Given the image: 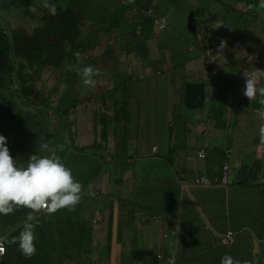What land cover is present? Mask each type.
<instances>
[{
    "label": "crops",
    "instance_id": "1",
    "mask_svg": "<svg viewBox=\"0 0 264 264\" xmlns=\"http://www.w3.org/2000/svg\"><path fill=\"white\" fill-rule=\"evenodd\" d=\"M254 1L258 0H222L219 4L216 3L217 0H169V13L166 12L163 18L165 28L180 27L184 29V37L195 36L201 43L199 53L187 58L189 61L181 66V68L185 67V74L190 78L183 84L182 90L180 87L179 97L182 110H190L186 107L185 102L188 82L208 81L206 88L208 108L203 109H208L206 116L197 117L194 123L188 122L185 126V137H190L194 142L198 139L201 143L195 152L192 150L188 152L186 147L189 145L183 148L182 142L179 143L180 145H176L171 138H167L163 141L162 152L160 143H153L152 148L143 144L139 147L137 143L136 147L131 148L133 153L130 151L129 158L127 154L124 155L128 159V163L134 164L131 166V170H133L138 186H158L160 198L157 205L152 199L149 201L151 203L139 204L140 197L150 198L147 195H142L143 192L142 194L136 192V196L130 192L131 197H128V195H123V188L120 193L116 191L115 195L112 194L115 191L107 194L99 190L97 185H100L106 176L109 177L108 181L111 182V185L112 183L121 185L124 180L121 177H111L108 171L105 172L106 175L102 173L104 179L95 181V189L91 192L92 196L85 199L87 204L82 203L81 218L88 222L91 221L90 217L95 213L96 216L98 215V210L103 202L110 206L113 205L114 209L117 208L118 205L114 199L110 201L108 196L119 200L118 209L114 210L115 212L112 211L110 218L101 216L94 225H91L90 231L94 235L92 240L100 247L96 251H98L97 254L100 255L101 260V253L107 249V239L101 241L102 233L96 227L99 228L107 224L109 228V223L112 225V222L115 224V220L118 222L117 231L113 230V239L108 253L104 252L108 259L103 261V264H134L135 262L157 264L154 257L158 253L173 256L172 264H220L221 257L226 254L242 263L264 264V142L260 141L258 134L260 124L258 112L261 107L257 106L262 97L258 95L250 102L243 95L245 79L244 74H241L246 70H264V0L260 4H255ZM246 13L250 15V18L245 17ZM70 18L72 19V17ZM184 25L188 27V30L184 28ZM191 30L193 33L190 32ZM232 38L239 40L238 50L244 51V55L236 56L237 51L232 49L231 43L218 52L220 41L228 42ZM207 46H217L213 58H209L207 55L201 57V49ZM147 47L150 52L148 43ZM163 47L165 51L169 52L167 45H163ZM190 51H195V48L191 46ZM253 51L254 53H252ZM162 52L164 51L160 50V54L167 56L170 60L169 54ZM178 52L181 51H174L175 54ZM199 59H203L205 65L207 63L211 65L209 80L206 78L207 72L205 73L203 70L204 65L202 66ZM190 63V71L187 73L186 66ZM148 66L151 70L156 68L154 64ZM167 68L175 70L176 67L171 61H168ZM156 69V73L161 71L159 68ZM223 78L229 80L230 84L225 85ZM230 85L236 93L232 92L230 96H226V99L232 100V103L239 104V106H234L229 113L225 112L226 116L224 117H209L207 113H213L211 108H217L215 102ZM258 85L264 86V76L259 78ZM221 103L220 100L218 106ZM240 104L247 105L249 109L243 108L245 105ZM103 112V110H97L96 116L91 114L92 121L89 124H87V120L80 121L81 117H79L78 124L82 123V125H79L78 129L88 130L87 134L91 133L90 137L87 136L92 139L89 144L94 142L93 138L96 140L101 136L100 132L104 121L108 126H111V133H119V131H114L112 125L114 123L110 117L101 119ZM231 113H234L233 117H228ZM98 114L100 120L95 119L94 121V117H99ZM115 116L118 115H111V117ZM123 117L126 115L124 114ZM172 120L167 117L164 123L159 125L160 128L175 127L176 123L172 124ZM59 123L60 121L55 118L49 121L50 127L69 128L61 126ZM124 126V130L128 129L123 133L126 134L130 143H133L135 127L132 129L130 123ZM154 126H151V129ZM65 129L61 131L69 134L70 130ZM26 130L23 131L26 132ZM2 133H4L3 130ZM17 133H20V130ZM54 133L49 127L43 131V134L47 136ZM165 136H167L166 133ZM9 137L12 142L16 140L14 135H9ZM28 137L30 136L26 138ZM22 138H24V134L14 143L15 148L17 144H21ZM206 139L211 141V146L208 149L207 157L201 159L198 156V149ZM49 144L47 143V145ZM7 147L13 158L17 160L13 143H7ZM100 148L103 149V146ZM229 149L232 150L230 158L224 156V153L226 154ZM112 154L111 157H118L116 152ZM106 159L114 162L115 158L107 157ZM117 160L120 163L119 158ZM226 161H229L231 165L230 177L232 180L235 179L229 184L219 181L223 164ZM140 170H143V178ZM146 170H152L153 174L146 173ZM256 170L258 173L254 176ZM117 171V176H120V170ZM201 174H205L211 182H199L198 177ZM236 178H238L237 181ZM131 185L133 188V184ZM135 198L139 203L134 204ZM117 213L118 219L115 217ZM153 215L154 217H152ZM157 217L160 218V221L157 220ZM165 217H172V219L167 220ZM121 222L126 227L125 230H118ZM177 225H179V230H177ZM61 227L60 235L63 238L58 241L56 249L69 251L70 249H67L66 245L71 243V239L75 244L80 245L83 231L80 233L79 230H74L73 233L76 237L73 238L69 228L66 229L64 224ZM174 228L176 233L179 232L178 236L172 235L169 238L164 236V233L170 232ZM229 230L234 231V234L229 243L224 244L222 239ZM175 232L173 231V233ZM153 236L158 238L157 243L152 241L151 237ZM165 239H172V241L166 242ZM146 249H151L149 250L150 255L141 252ZM71 261V259H66L63 264Z\"/></svg>",
    "mask_w": 264,
    "mask_h": 264
},
{
    "label": "trees",
    "instance_id": "2",
    "mask_svg": "<svg viewBox=\"0 0 264 264\" xmlns=\"http://www.w3.org/2000/svg\"><path fill=\"white\" fill-rule=\"evenodd\" d=\"M167 1L169 2V0H118L116 9L114 10V13L112 15L109 10V0H51V3H54L57 6V11H59V9L62 10L58 17L52 19L50 17L46 18L44 14L39 15V17L36 18L38 20H35L33 24H26L25 22H20L19 24H17L13 21H10L8 27H10V25L13 27L12 37L14 44H12L9 38V32H6L4 29H0V51L4 52L3 54L6 55H10V52L12 51L13 56H16L18 63V68L16 67L15 69V61L13 62L12 60H10V65L5 70V74H2V76L7 77L8 82L13 81L12 84L17 83L19 86L16 84V88H19L18 90L25 95L24 98H26L28 102H31V104L36 103L37 106L41 105L47 110V113L53 115H51V117H55L54 115H62L63 117H57L55 119H58L60 121L59 124L61 126L64 125L69 127L66 129L63 128L65 130H70L69 134H66L65 132L63 133V131H61L63 130L62 128H56V133H54L53 135H46V141H48L47 143H53L56 148L57 146H59L62 149L63 153H66L68 149V151L70 152L69 158L74 157L75 159H78L81 158L84 153L88 154V151L94 153V149L95 152L99 154L100 151H98L95 147L98 146L97 141L100 140L99 148L103 146V154L106 153L107 157L111 159L116 158L114 160H117L119 157H111V154L116 152L121 156L122 161L128 160L124 155L127 154V157L129 158L130 151L133 153L131 149L133 148V146L130 144L127 136L126 138H124V136L122 135L124 134L123 131H119V123H114L113 125V129H115L114 131H119V133H111V126H108L107 122L104 121V125L100 132L101 136L99 135L100 137H97L96 140H94L93 138L94 142L91 141L93 142L92 144H89L85 141L80 142L81 148L72 146L74 150L72 149L71 151L70 146L75 145L74 142H76V140H79V137H83L90 142V140H92L89 138L91 136V133L87 134L88 130L86 131L84 129H78L79 117H69L68 111L65 110L64 112H60L59 108L45 104V102L50 101L52 91H50L49 89L46 91H42L41 88L37 89V86L45 81V71L47 69L53 68L59 74H63V72H65L61 67V63L63 59L67 57L66 55H68L69 52L74 53L76 51H79L82 55L85 51L86 53L98 51L100 53V56L97 60H95L91 55L87 56V59H83L85 63L87 61V66L93 67V65H96L98 67L100 73L98 76L94 77V79H101V77H110L111 75H115L117 77V80L122 82L120 83L119 87L123 88V86H131L132 83L130 82V80L134 78L133 84L137 85L134 90L135 96L130 98L126 96L124 99V105L126 102L129 104L134 103V101H136L135 98L137 97V95L139 96V94L143 92L141 89V81L144 79V70H148L149 72H154V70H151L150 66L146 67L147 69L143 67V69H141L143 71H140L139 74H130L126 78H123L122 74L118 73L119 69L118 66L114 63V60L120 50V52L122 53L125 51V53L128 55L132 54L136 58H139L141 56L142 59L145 60L143 66L146 65V62H148V59L150 57L149 48L146 46V40L151 38L152 32L157 25L156 22L158 20V12L161 4ZM261 2L262 0L254 1L255 4H260ZM2 4L3 3H0V6H2ZM57 4L60 5L58 6ZM98 8H101V10H97ZM166 10H168V7H166ZM127 12L129 13L128 15ZM148 12H150L149 15ZM57 14H59V12H57ZM70 17H72V19ZM44 20H49L50 23L45 22ZM49 24L51 25L49 26ZM140 25H143L144 28L143 37L145 39V43L144 39L142 40L141 37L135 34ZM167 28L168 27H166L165 30ZM110 29L118 31L112 34L110 32ZM102 45H104L105 47V50L103 52H101L100 50V46ZM119 45L120 48L116 50L115 47ZM216 47L217 46L212 47L213 52L211 56H208L209 58H213L215 56V52L217 51ZM252 53H254V51ZM202 56H205V53L201 52V57ZM256 57H258V55H256ZM74 59L76 58L73 55V57H70V59L68 60L67 64H74L77 61H74ZM98 61H103V63L106 64L100 66L98 65ZM210 66L211 65L207 63V65H204L203 67V70L205 71V73L207 72L206 74H208L207 76L209 78L211 77ZM26 73L28 74V77H25ZM69 73L71 74V71H69ZM207 82L208 81L188 82L185 96L187 108H189L190 110L204 109V107L208 108V105L206 104ZM1 84H3L2 80L0 81V85ZM91 88L92 87H89V89ZM106 90H101L100 92L97 91L98 93L94 94L93 96L92 94L88 96L89 104L83 102V100H77V98H75L76 102H73V105L77 106V104L79 103L78 101H80V104H82L85 108L86 114H93V111L94 114H96L95 112L97 110H102L98 109L97 107L101 106L102 104V102L98 100L97 95L99 93L105 92ZM125 94L127 95L129 93L126 92ZM14 97H16V94L10 93V96H8L5 100L12 101V98ZM220 97L224 99V102L217 106V108H211L213 110L211 117H224L225 110L228 109V105L232 103V100L228 101L226 99V96L220 95ZM1 98L2 94L0 92V100ZM110 98L111 97L109 93L107 102H109ZM91 101L94 102V105L92 106L90 105ZM232 104L233 107L239 106V104ZM259 105L260 106H258L257 104L258 107H262L261 104ZM51 107L53 109H51ZM123 107L120 110H123ZM107 111L109 110L107 109V106H105L104 112ZM47 113H43V116L41 117H45ZM129 113L130 112L126 109L123 110L122 113L123 115H126L127 118L125 119V121L127 123L130 122V118L128 117ZM16 119L20 121L21 117ZM7 122L9 124H11V122L13 124H20L18 121H15V119H7ZM124 128L125 127H123V130ZM127 129L128 128H126V130ZM23 130H20L21 134L25 133V131ZM126 130H124V132H126ZM1 132L2 130L0 129V134ZM73 136L76 137V139L73 138ZM36 137L45 139L42 133H36L26 139L22 138V145L17 144L16 148L14 147L13 143V150L17 160L21 162L28 161L30 155L33 154L34 151V148H32L34 141L32 139ZM37 143L39 142H36L35 147L37 146ZM44 155L46 154H42V156ZM224 156L226 157L225 153ZM60 159L62 162H64V156L60 157ZM106 161L109 162V165L111 163L116 164L115 162H111L110 159H106ZM68 163L64 164L67 167L75 169L76 164L71 163L69 165ZM79 164L81 165V162H79ZM111 168H114V166L112 165ZM102 173H104V171H99V174L97 172L96 174H94V176L93 174H90V176L92 179L94 177L95 181H100L103 178ZM257 173L258 170L254 171V176H256ZM202 176L207 177L205 174L199 175V182L208 183L201 181ZM221 178L219 179V181L222 183ZM233 180L231 179L230 182H232ZM237 180L238 178H236V181ZM93 189H95V187L92 188V190ZM85 193L90 192L88 191ZM114 193L115 192H112V194ZM91 196L92 195H82L80 203L75 207L73 211L63 209L57 211L53 215L46 216L40 214L38 221H36L37 227L35 229V254L30 258L25 257L18 250L17 244H6V252L0 254V264H63V261L66 259H71L72 261L78 263L79 259L81 258L80 256L84 252H87L88 254L94 253V251L90 247H88V245H84V243L92 240L93 232L84 230L88 221H86L84 218H81L82 203L85 202V199ZM27 215L28 210L23 207L16 208L11 214L7 216L0 215V235H8L9 237L18 236L19 232L22 230L23 223L26 221ZM152 217H154V215ZM165 218L167 220L172 219V217ZM157 220L160 221V218H158ZM63 224L66 229L69 228L72 231L73 238L76 237V235L73 233L74 230H79L80 233L83 231L81 235L80 245L75 244L72 239L71 243L66 245L67 249H70L69 251H61L59 248H55L58 241H60V238H63V236L60 235V230L62 228L61 226ZM173 231L175 232V228L170 230V232L168 231L164 233V236L169 238V236L172 235L175 237L179 235V232L173 233ZM109 247L110 243L108 244V249ZM149 250L151 249H146L141 252L150 255L151 253ZM138 251L140 252V250ZM159 254L160 253L156 254L154 257V259L157 261V264H168L164 260L160 259ZM139 263L135 262L134 264Z\"/></svg>",
    "mask_w": 264,
    "mask_h": 264
},
{
    "label": "rangeland",
    "instance_id": "3",
    "mask_svg": "<svg viewBox=\"0 0 264 264\" xmlns=\"http://www.w3.org/2000/svg\"><path fill=\"white\" fill-rule=\"evenodd\" d=\"M220 1L222 0H217L216 3L219 4ZM0 3H5V5L1 8L2 12H0V15L3 14L5 18H8L16 23L25 22L26 24H33L35 20H38L36 18L39 17V15H43V14L46 16V18L50 17L54 19L55 17H58L60 13L62 12V10L59 9V11H57L59 12V14H57L56 16H52L46 10L40 9V8H38L37 13L29 12L28 6L32 3L38 4L39 0H0ZM109 3H110L109 10L111 14L113 15L114 10L116 9L118 0H109ZM57 5L59 6L60 4H57ZM166 7H168V1L161 4V7L159 8V12H158V20L156 22L157 25L152 32L151 38L146 40V46L148 43L150 47V52H151V53L149 52L150 57L148 59V62H146V65L143 66V63L145 62V60L142 59L141 56L139 58H136L134 55L132 54L128 55L125 53V51L122 53L120 52V50L114 60V63L118 66V69H119L118 73L122 74L123 78H126L130 74H133V75L138 74L139 71H142L141 69H143V67L144 68L149 67L148 65L150 64H154L156 68H159L161 70L158 73H154L153 71L149 72L148 70H144V79L141 81V84L143 83L142 84L143 92L139 94V96L137 95V97L135 98L136 101H134V103L129 104L126 102L124 105V102H125L124 99L126 96L128 98L135 96L134 90L137 87V85L133 84L134 78L130 80V82L132 83L131 86H126V87L123 86L122 88V87H119L120 83L122 82L118 81L115 75H111L110 77L108 76L101 77V79H98V78L95 79L96 84L94 87H92L91 89H88L89 87H85L82 84L80 75H78L75 71L74 72L71 71V74H70L69 71L66 69V65H68L67 64L68 60L70 59V57H73V53L69 52L68 55H66L67 57L63 59L61 63V67L63 68L65 72H63V74H59L53 68L47 69L45 71L46 72L45 81H43L40 85L37 86V89L41 88L42 91H46L48 89L52 91V95L50 96V101L45 102V104L50 105L52 107L59 108L60 112H64L66 110L69 113V117H81V120L79 118L80 121L85 122V120H87V124H89V122L92 121L91 114L90 113L86 114L85 108L82 104H80V101H78L79 103L77 104V106H74L73 102H76L75 98H77V100H83V102H86L89 104L88 96H90L91 94L93 96L94 94L100 92L101 90L107 89L105 92L99 93L97 95L98 100L102 102L101 106H97L98 109H102L104 111L105 106H107V109L109 110L101 114V119L102 117H106L107 119H109L108 117H110L112 119V123H117V124L119 123L118 129L119 131H123V132H124L123 127H125L124 125L126 124L128 125L130 123L132 126V129L135 127L134 137L132 138L134 142L130 143L133 147H136L138 143L139 147L143 144L146 146L148 145L149 148H152L153 143H157V144L160 143L161 152H162L163 151V145H162L163 141L167 138L168 139L171 138L172 142L176 143V145H180L179 143L182 142L183 148L189 145L186 147V150L188 152H190L191 150L192 152H195V149L200 146L201 141L196 139L195 140L196 142H194V140H192L190 137H185V130H186L185 126L188 122L194 123V121L197 120V117H205L208 109L206 110H203V109L182 110L183 107L180 104L179 100L181 99L179 97H180V92L183 89V84L190 78L189 75L187 76L185 74V70H184L185 67L181 68V66L183 63H186L187 61H189V59L187 58L191 57L194 54L196 55L197 53H199L201 43L195 36H185L184 37L185 35L184 29L180 27L172 26L170 29L168 28L166 30L164 29L165 28V24L163 21L164 14L166 12L169 13V8L168 10H166ZM97 10H101V8H98ZM128 14L129 13L127 12V15ZM149 14L150 12H148V15ZM245 17L250 18V15L246 13ZM44 21L50 23L49 20L47 21L44 20ZM3 26L4 24L0 22V28ZM184 28L188 30V27H186V25H184ZM117 31L114 29H110V32L112 34L116 33ZM143 31H144L143 25H140L138 27V30L135 32V34L141 37L142 40L144 39ZM8 32H9V38L11 42L12 44H14L13 37H12L13 32L12 30H9ZM190 32L193 33L192 30ZM238 42L239 40H235L232 38L228 40L227 46H228V43L232 44L231 46L232 49H236L237 51V53L233 52L235 53L236 56L240 54L244 55V51L238 50V46H237ZM144 43H145V39H144ZM202 43H205V41H202ZM163 45H167L169 52L164 50ZM191 46L195 48V51H190ZM207 47L204 49H201V51L205 53V55L211 56V54H207L206 51L207 49H210L212 47L210 46H207ZM115 48L117 50L118 48H120V45L116 46ZM100 50L101 52L105 50L104 45L100 46ZM160 50L164 51L166 54H169L170 60L167 58V56H162L160 54ZM176 50L181 51V52L180 53L178 52V54H175L174 51ZM89 55L93 56L94 59L97 60L98 57L100 56V53L98 51L86 53L85 51L83 52L82 57L83 59H87V56ZM14 58L15 60L14 59L12 60L17 61L16 56ZM75 60L76 59H74V61ZM199 60L202 62V66L205 65V61H203V59L202 60L199 59ZM168 61H171L172 64L175 65L176 67L175 70L167 68ZM196 62H198L197 59H196ZM102 63L103 61H98V65L100 66L101 65L103 66L106 64V63H103V64ZM69 65H77V61L74 64H69ZM14 66H16L15 62H14ZM79 66L80 67L87 66V61L86 63L83 61V64ZM189 66H191V63L186 66L187 73H189L190 71ZM93 68L98 70V67L96 65H93ZM156 68H154L155 72H157ZM245 72H241V74H244ZM1 80L3 81V84L0 85V92L2 94V98L0 100V129L4 131L2 135H4L7 138L8 144L15 143L22 137L21 133H17L18 130L27 129L26 132L24 133V139H26L27 136L34 135V133L36 132L43 134V131H45L46 129H48V127H50L49 121L57 117H63L62 115H54L55 117H51L52 114L47 113V110L41 105L37 106L36 103L31 104V102H27L28 100L24 98L25 95L18 90L19 88L18 89L16 88V86L18 85L17 83L16 85V84H12L13 81L8 82V78L5 76H2ZM223 81L225 85L230 84V81L227 80L226 78H223ZM131 83H128V84H131ZM180 87H182L181 90H180ZM126 92H128L129 94L126 95L125 94ZM232 92H234V94L236 93L234 89H232V86L230 85V87L226 88L225 91L221 93V95L230 96ZM10 93L16 94V97L12 98V101L5 100L8 96H10ZM109 93H110L111 98L109 99V102H107ZM220 100L222 101V103L224 102V99L220 97L219 100L215 102L216 106H218V103ZM212 104L214 105V101L212 102ZM90 105L91 106L94 105V102L91 101ZM120 106L122 107L124 106L123 110L126 109L130 112L128 114V117L130 118L129 123L125 121L127 117H123V114H122L123 110H120L122 108ZM258 106L260 105L258 104ZM52 107L51 109H53ZM204 108H207V107H204ZM243 108L249 109L247 105H245ZM232 109H233V104L231 103L230 105H228V109H226L225 112L229 113ZM43 113H47L45 117H41L43 116ZM110 113H112L111 115H118V116L111 117ZM207 114L209 115V117H211L212 115L211 113L209 114V112ZM92 115L96 116L97 114H94V111H93ZM233 115L234 113H231V115H229L228 117H233ZM224 116H226V113H224ZM20 117H21L20 121L16 119ZM143 117H144V120H143ZM167 117L173 119L171 123L172 124L176 123L175 127L169 126L168 128L166 127L160 128L159 125L161 123H164ZM99 118L100 116L94 117L93 120L95 121V119H99ZM7 119H11V120L15 119V121H18L20 124H13L12 122L11 124H9L7 122ZM79 125L81 126L82 123ZM151 126H154V127H152L151 129ZM50 128L55 133L57 132L54 130L56 127L51 126ZM189 130H192V129H189ZM165 133L167 136H165ZM9 135H14L16 140L12 142L10 140ZM43 135L45 139L37 138V137L32 139L34 141V144L32 147L34 148L33 154L42 156V154L44 153L46 155H52L53 153H55L59 157L64 156L63 163L67 164L69 162L68 163L69 165L71 163L76 164L75 169L70 168V167L68 168L72 170V174L76 178V180L79 181L83 185L84 192H88V191L90 193L93 192L92 188H94L95 180H94V177L93 179L91 178L90 174H93L94 176V174H96L97 172L99 174V171H104V173L105 171H108V173L111 174V177H114V178L121 177L124 180L121 182V185L115 184V183H112L111 185L110 184L111 182L108 181L109 177L106 176L105 180L100 185H97V188H99V190L109 194L112 191H115V193L116 191L120 193L123 188L122 190L123 195H126V196L128 195V197H131L130 192H132L135 196H136V192L137 193L139 192V194H142L143 192L142 195H147L150 198L147 199L146 197H143V198L140 197V203L135 198L134 204L151 203L149 202L151 199L156 205L158 204V199L160 198V192H159L158 186H152V187L144 186V185L138 186L135 182L133 170H131V166H133L134 164L130 162L128 163L127 161H122L121 156L118 153H117V156L119 157L120 163H118V160H114L116 164L111 163L109 165V162L106 161V153L103 154L104 153L103 149L99 148L100 140L97 141L98 146L95 147L98 151H100L99 154L95 152V149L93 148L94 153H91L88 151V154L84 153L81 158L75 159L74 157L69 158L70 152L68 151V149L66 153H63L62 149L59 146H57L56 148L53 143L49 144L47 148H43L42 145L47 144L48 142L46 141L47 136L45 134ZM122 135L124 136V138H126V134H122ZM73 138L76 139V137L74 136ZM78 139L79 140H76V142H74L75 145L70 146L71 151L72 149L74 150L72 146L81 148L80 142L85 141L89 143V141L83 137H79ZM36 142H39V143H37V146L35 147ZM79 162H81V165L79 164ZM16 163L18 165H26L27 161L21 162L19 160H16ZM112 165L114 166L113 170H111ZM117 170H120L119 171L120 176H117ZM139 172L143 178V170H140ZM145 172L153 174L152 170H146ZM102 179H104V176ZM130 183L133 184V188ZM111 199L112 200L114 199V202L119 206L118 204L119 200L117 198L108 196V200L112 201ZM85 203L87 204L86 201ZM118 206L117 208L114 209L113 205L110 206V204L108 203L105 204V202H103L102 205L100 206V210L97 209L98 215L96 216V213H95L94 216L90 217L91 221H89L86 224L84 230L90 231L91 225H94L97 222V220L100 219L101 216H107L110 218L112 211L115 212L116 209H118ZM92 214H93V211H92ZM115 217L118 219V213L115 215ZM117 223L118 222L116 220H115V224H113V222H112V225L109 223V228L107 224L102 225L99 228L96 227L98 231L102 233L101 241L102 240L106 241L107 239V243L111 244L112 239H113V230L114 232L117 231ZM120 229H124V230L126 229V227L122 224V222L120 223L118 230ZM146 236H148V233H146ZM151 239L154 243L158 242V238L156 236L151 237ZM165 241L171 242L172 239H165ZM108 244H107V249L103 250V253H101V260H100V255L97 254L98 251H96L100 247L96 245L94 240H91V241L86 242L85 246L88 245V247H90L93 251H96V253L88 254L87 252H84L80 256L81 258L79 259L78 263H76L75 261H71V262H66L65 264H80V263L81 264H103V261H107L108 259V257L104 254V252L108 253ZM139 264H143V263H139ZM241 264H245V263L241 262Z\"/></svg>",
    "mask_w": 264,
    "mask_h": 264
},
{
    "label": "clouds",
    "instance_id": "4",
    "mask_svg": "<svg viewBox=\"0 0 264 264\" xmlns=\"http://www.w3.org/2000/svg\"><path fill=\"white\" fill-rule=\"evenodd\" d=\"M38 8L46 10L50 15H57V8L51 0H39L32 3L28 11L37 13ZM227 47V42L221 40L218 52ZM77 65H66L68 71H75L81 76L85 87H94L99 75L98 70L92 66H82L83 58L79 51L73 53ZM264 76V70L254 69L244 73L245 86L243 95L251 102L259 95L261 109L258 112L260 124L258 129L259 139L264 142V86L258 85V80ZM47 148V144L42 145ZM85 193L83 185L76 180L72 170L68 168L58 155L38 156L31 154L26 166L18 165L16 159L7 147V138L0 134V215H9L16 208L23 207L28 210L26 221L18 236L9 237L0 235V254L6 252V244H17L18 250L25 257H31L36 252L35 229L39 215H53L57 211L67 209L73 211L80 203ZM179 230V225H177ZM220 264H241L230 255L221 257ZM247 264V262H245Z\"/></svg>",
    "mask_w": 264,
    "mask_h": 264
},
{
    "label": "built area",
    "instance_id": "5",
    "mask_svg": "<svg viewBox=\"0 0 264 264\" xmlns=\"http://www.w3.org/2000/svg\"><path fill=\"white\" fill-rule=\"evenodd\" d=\"M210 49H207V51H206L207 54H212L213 49L212 48H210ZM206 78L209 79L208 76H206ZM210 146H211L210 140L209 139H206L204 141V143L202 144V146L198 149V156H199V158L205 159L207 157V155H208V149L210 148ZM226 156L228 158H230L232 156V150L231 149H229V150L226 151ZM230 170H231V165H230L229 161H226L224 163L223 169H222V178H221V181H222L223 184H227V183L230 182V180H231V177H230V174H229L230 173ZM201 181L208 182V183L211 182L210 179H208L205 176H202L201 177ZM233 234H234V231L229 230L227 232L226 236L223 237L222 242L224 244H228L229 241H230V238H231V236ZM159 257H160V259L164 260L168 264H172L174 262L173 256L159 254Z\"/></svg>",
    "mask_w": 264,
    "mask_h": 264
},
{
    "label": "flooded vegetation",
    "instance_id": "6",
    "mask_svg": "<svg viewBox=\"0 0 264 264\" xmlns=\"http://www.w3.org/2000/svg\"><path fill=\"white\" fill-rule=\"evenodd\" d=\"M5 5V3H3L2 4V6H4ZM2 6H0V12H2L1 11V7ZM10 21H12V20H10V19H8V18H5L4 17V15L2 14V15H0V22H2L3 24H4V26L3 27H1L0 29H4L6 32H8L9 30H12L13 29V27L10 25V29L8 28V26H9V24H10ZM14 22V21H13ZM16 23V22H15ZM17 24H19V23H17ZM6 26V27H5ZM1 52V51H0ZM4 52H2V53H0V58H3V57H7V55H9V54H3ZM11 58H9L8 59V62H7V64H6V66H5V69L2 71V72H0V77L2 76V74L4 75L5 74V70L9 67V65H10V60H12V58L15 60V58H14V56H13V52L11 51L10 52V55H9ZM13 61V60H12ZM14 62V61H13ZM15 63H16V66H15V69H16V67L18 68V63H17V61H15ZM27 75V73L25 74V76ZM21 81V80H20ZM28 102V101H27Z\"/></svg>",
    "mask_w": 264,
    "mask_h": 264
},
{
    "label": "water",
    "instance_id": "7",
    "mask_svg": "<svg viewBox=\"0 0 264 264\" xmlns=\"http://www.w3.org/2000/svg\"><path fill=\"white\" fill-rule=\"evenodd\" d=\"M0 53H2V52H0ZM9 57L10 56L7 55V57L0 58V72H2L5 69V66L8 62ZM25 77H28V74Z\"/></svg>",
    "mask_w": 264,
    "mask_h": 264
}]
</instances>
